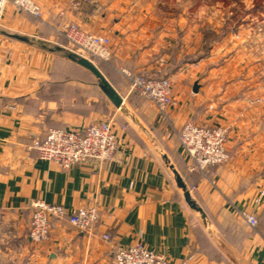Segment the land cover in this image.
Listing matches in <instances>:
<instances>
[{
  "label": "crops",
  "instance_id": "0c3cea01",
  "mask_svg": "<svg viewBox=\"0 0 264 264\" xmlns=\"http://www.w3.org/2000/svg\"><path fill=\"white\" fill-rule=\"evenodd\" d=\"M34 1L39 18L11 2L0 18V264H114L113 250L136 243L174 264H264V201L253 204L264 187V63L243 62L241 50L219 60L209 34L178 41L156 15H130L116 6L122 2L98 13L96 0H76L77 11L69 0ZM66 22L109 38L104 71L56 33ZM79 59L98 69L110 95ZM140 73L171 80L174 105L165 116L127 88L125 78ZM105 120L119 144L113 163L62 169L30 149L49 129L80 131ZM188 122L227 130L226 164L190 171L177 138ZM36 200L94 206L97 223L83 234L52 221L48 241L33 244ZM241 212L254 214L257 226Z\"/></svg>",
  "mask_w": 264,
  "mask_h": 264
},
{
  "label": "built area",
  "instance_id": "2783aa9c",
  "mask_svg": "<svg viewBox=\"0 0 264 264\" xmlns=\"http://www.w3.org/2000/svg\"><path fill=\"white\" fill-rule=\"evenodd\" d=\"M8 2L23 15L40 17V7L34 0H0V18ZM69 6L77 11L81 8V3L69 0ZM56 33L68 41L78 56L104 62H108L112 57L110 40L105 35L87 32L74 22L62 23ZM129 89L130 92H135L155 105L163 116L168 108L174 105L172 82L169 78L134 77L130 79ZM177 138L190 171L205 172L215 166L226 164L229 160L226 150L227 130L223 127L199 126L188 122L179 130ZM118 147L112 121L105 120L92 123L80 131L49 129L43 140H33L30 149L37 153L39 160L55 164L62 169H69L75 165L98 167L105 163H113ZM263 201L264 187L259 189L253 204L260 206ZM240 217L250 227L257 226L254 214L241 212ZM97 220L98 210L94 206L67 210L61 205L36 200L31 203L27 236L33 244L45 243L50 237L52 221L65 222L80 233L90 234ZM101 239L110 241L107 234H103ZM113 263L174 264L150 252L141 243L113 250ZM181 264H189V260H184Z\"/></svg>",
  "mask_w": 264,
  "mask_h": 264
},
{
  "label": "rangeland",
  "instance_id": "374dc122",
  "mask_svg": "<svg viewBox=\"0 0 264 264\" xmlns=\"http://www.w3.org/2000/svg\"><path fill=\"white\" fill-rule=\"evenodd\" d=\"M110 1L96 0V11L98 13L107 11ZM112 1L122 2L116 6L119 9L123 8V12H128L130 15L146 13L156 15L162 27L166 26L175 30L178 41L185 36L189 43L190 40H200L202 33L209 34L211 43L217 42L220 48L219 60L231 61L233 54L241 50L243 62L249 60L264 63V0ZM93 63L104 71L103 65H98L95 61ZM138 76L150 77L140 73L131 78ZM131 78H125L128 89ZM100 83L104 86L102 82ZM130 93L134 97L141 98L135 92Z\"/></svg>",
  "mask_w": 264,
  "mask_h": 264
},
{
  "label": "water",
  "instance_id": "95a60500",
  "mask_svg": "<svg viewBox=\"0 0 264 264\" xmlns=\"http://www.w3.org/2000/svg\"><path fill=\"white\" fill-rule=\"evenodd\" d=\"M78 64L80 66H82L83 68L89 70L94 76L99 78L102 81V83L104 84L105 91L110 95V91H108V89L106 88L107 83H106L104 77L102 76V74L98 71V69L90 61H88L86 59H79L78 60ZM197 92H198V86L195 83L194 86H193V93H197ZM179 187L184 191V198H185V201L188 204V206L191 209L199 212L202 215V217L205 218V216L203 215L202 210L194 202L190 192L186 189V187L183 184H181V183H179ZM212 235H213V233H212ZM213 237H214V235H213ZM222 247L231 256V252L224 245Z\"/></svg>",
  "mask_w": 264,
  "mask_h": 264
},
{
  "label": "trees",
  "instance_id": "16d2710c",
  "mask_svg": "<svg viewBox=\"0 0 264 264\" xmlns=\"http://www.w3.org/2000/svg\"><path fill=\"white\" fill-rule=\"evenodd\" d=\"M35 18H37V17H35ZM62 39H63V41L65 42V38H63V37H61ZM93 61H95L98 65L100 64V65H104L105 64V62L104 61H100V60H96V59H93Z\"/></svg>",
  "mask_w": 264,
  "mask_h": 264
}]
</instances>
